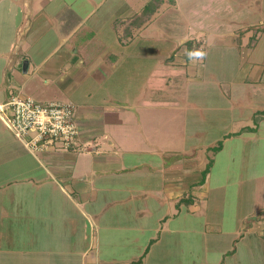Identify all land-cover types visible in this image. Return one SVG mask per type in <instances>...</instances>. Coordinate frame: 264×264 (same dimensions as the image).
Wrapping results in <instances>:
<instances>
[{
  "label": "crops",
  "instance_id": "0c3cea01",
  "mask_svg": "<svg viewBox=\"0 0 264 264\" xmlns=\"http://www.w3.org/2000/svg\"><path fill=\"white\" fill-rule=\"evenodd\" d=\"M190 1L175 0V5L180 8ZM164 2L0 0V102L17 94L41 101H71L86 143L83 151L51 150L36 157L14 139L17 146L10 147L13 157L9 159L27 153L28 162L11 165L0 156V264H230L231 244L239 252V241L250 234L256 235V247L264 250L260 217L246 216L250 218L246 227L243 223L224 231L206 215L201 227L187 229L193 243L175 242L176 254L163 248L164 254L151 257L164 231L174 234L184 229L170 226L185 205L183 188L192 190V214L202 213L209 179L208 173L200 182L205 168L197 167L192 156L195 146L183 152L159 144L164 135L159 130V110L166 105L169 87L162 46L151 55L156 61L150 68L145 62L147 50L137 53V69L148 74L139 90L129 91L132 87L124 76L110 79L114 72L129 69L134 41H175V33L166 34L160 22ZM190 11L194 19L204 11L209 12L205 18L215 14L224 26L231 25L230 12H234L235 19L264 27V0H200ZM259 65L254 63L251 70L257 77L264 74ZM184 69L180 66L174 74L183 75ZM193 79L186 76L184 87L175 92L187 89L189 93ZM150 109L153 113L148 114ZM2 126L0 132L6 134L9 130ZM229 134L226 137L231 138L240 131ZM5 200L12 203L8 207L15 220L9 234L2 224L8 211ZM236 220L241 223L244 218ZM210 231L220 235L214 239L208 236ZM198 232L203 235L201 243H196ZM122 235L123 242L115 243ZM104 243L111 247L106 253ZM118 244L135 246L136 252L121 254ZM251 247L245 243L244 248Z\"/></svg>",
  "mask_w": 264,
  "mask_h": 264
},
{
  "label": "rangeland",
  "instance_id": "374dc122",
  "mask_svg": "<svg viewBox=\"0 0 264 264\" xmlns=\"http://www.w3.org/2000/svg\"><path fill=\"white\" fill-rule=\"evenodd\" d=\"M199 4L200 0L198 2L191 0L179 8L175 5V0H165L164 8L162 6L160 10L162 12L160 22L164 25L166 34L175 33L177 37L175 41H164L162 38L142 43L134 41L131 58L127 59V63L131 62L128 64L129 69L124 68L120 73L118 70L110 76L111 80L124 76L128 86L132 87L129 91L139 90L141 81L148 74L137 69L139 61L137 53L147 50L146 59H149L145 62L149 61L147 67L150 68L156 61V57L151 55L156 54L157 47L162 46L163 52L160 50V53L166 55V66L169 68L165 74L166 86L169 84V87H166L168 92L165 96L166 105L159 110V130L164 133L158 139L159 144L166 150L179 149L178 151L183 152L196 147L195 155L192 156L195 157L198 169L200 164L206 168L210 160L212 161L208 188H205L207 197L202 203L204 210L202 213L192 214L189 206L193 200L192 190L183 188L186 194L182 197L185 205L180 215L170 220L172 221L170 226H180L184 229L174 234L164 231L160 246L154 249L151 257L164 254L163 248H170V254H176V248L173 247L175 242L182 246L193 243V239L189 240L192 234L187 229L201 227L206 215L210 219H216L219 225H212L221 226L224 231H230L236 226L239 228L243 223L246 227L251 215L260 217L262 225L264 224V114L260 113L264 109V74L258 75L261 80L259 83L258 77L251 73L256 62L264 68V27L263 24L247 25L245 22H251L250 20H237L234 18V12H230L233 17L229 20L232 22L230 26L222 25V19L215 14L211 18H205L206 14H209L205 11L194 19L190 10ZM260 34L258 41L257 37ZM247 52L250 54H246ZM180 66L185 68V73L174 74L176 68ZM189 75L195 79L189 81L190 92L188 93L186 89L185 92L182 90L181 93H176L175 88L184 87L183 82ZM178 77L181 78L176 80ZM185 95H189L187 98L192 101L191 104H187L189 100L185 99ZM154 112L157 114V110ZM151 113L152 109L148 111V114ZM256 120L259 123L257 130H247L246 127L256 126ZM0 125L2 126L3 122L0 121ZM3 126L7 130V127ZM237 130L240 134L231 138L226 137L228 133ZM10 134L9 131L1 134L4 140L2 139L0 156H4L11 165L16 161L28 162L27 153L24 158L14 161V158L9 159L13 157L12 153H8L10 147L17 146V139ZM220 143H223L222 149H211ZM18 144L22 147L20 143ZM24 152L23 149L20 151ZM4 204L8 207L12 203L5 200ZM12 212L13 210L8 207L6 218L4 222L1 221L5 234L14 231L15 220L11 218ZM238 216L244 218L243 222L237 223ZM214 234V231H210L208 236L215 239L220 235ZM251 235H246L239 241V252L236 251L235 245L231 244L233 249L230 248L229 258H232V263L264 264V250L262 246L256 247V235ZM202 236L199 232L195 234L196 241H199L196 243L202 242ZM123 238L124 235L117 237L115 243L123 242ZM108 242L106 240V243ZM245 243L252 247L244 248ZM103 245L104 253L111 250L110 246L105 243ZM116 248L120 252L124 251L121 254L132 255L136 252L135 246L128 247L126 244H118ZM251 252L253 254H250ZM234 253L235 256H232ZM251 255H254V261L251 260Z\"/></svg>",
  "mask_w": 264,
  "mask_h": 264
},
{
  "label": "built area",
  "instance_id": "2783aa9c",
  "mask_svg": "<svg viewBox=\"0 0 264 264\" xmlns=\"http://www.w3.org/2000/svg\"><path fill=\"white\" fill-rule=\"evenodd\" d=\"M71 101H41L31 96L13 95L0 102V120L29 152L53 150L83 151L80 126Z\"/></svg>",
  "mask_w": 264,
  "mask_h": 264
},
{
  "label": "trees",
  "instance_id": "16d2710c",
  "mask_svg": "<svg viewBox=\"0 0 264 264\" xmlns=\"http://www.w3.org/2000/svg\"><path fill=\"white\" fill-rule=\"evenodd\" d=\"M261 114H264V110L260 112ZM256 126L254 127H246L247 130H250V131H255L257 130V127L259 126V123H258V120H256ZM228 136H231V134H229ZM223 148V143H220L219 146H214L212 147L211 149L213 150H220ZM211 165H212V161L210 160V162L207 164V167L204 169V171L202 172V179H201V183L202 182H205L206 180V177H207V174L210 172V168H211ZM183 201V199H182Z\"/></svg>",
  "mask_w": 264,
  "mask_h": 264
}]
</instances>
